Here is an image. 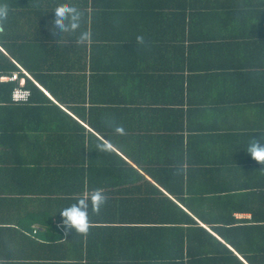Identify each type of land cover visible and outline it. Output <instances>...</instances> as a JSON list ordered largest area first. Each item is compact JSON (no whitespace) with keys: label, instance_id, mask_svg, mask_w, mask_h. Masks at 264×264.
Here are the masks:
<instances>
[{"label":"crops","instance_id":"obj_1","mask_svg":"<svg viewBox=\"0 0 264 264\" xmlns=\"http://www.w3.org/2000/svg\"><path fill=\"white\" fill-rule=\"evenodd\" d=\"M241 1L0 0L7 13L0 16V42L7 44L0 50L22 71L15 72L89 129L91 153L100 139L127 160L36 163L73 148L47 149L35 141L59 131L47 133L48 113L40 115L38 107L17 115L20 102L10 100L5 84L14 80L2 73L0 264H264V161L247 152L250 139L264 143V12L258 21L253 17L258 33L234 24L230 11H239ZM61 7L80 13L79 26L56 36L49 25ZM224 32L232 35L212 39ZM41 108L56 111L50 102ZM12 127L25 129L30 141L3 132ZM66 184L85 188L66 195L60 191ZM155 187L220 242L200 240L206 235L194 229H129L126 221L161 217L156 203L164 196ZM94 190L105 197L99 210L90 200ZM77 201L88 213L85 232L69 227L63 215ZM143 234L151 252L154 240L164 238L171 253L190 235L183 239L185 258L132 259L144 252ZM225 247L239 259L202 255L214 248L231 257Z\"/></svg>","mask_w":264,"mask_h":264},{"label":"trees","instance_id":"obj_2","mask_svg":"<svg viewBox=\"0 0 264 264\" xmlns=\"http://www.w3.org/2000/svg\"><path fill=\"white\" fill-rule=\"evenodd\" d=\"M258 5L262 6L264 8V0H242L241 4H240V9L239 11L234 10V11H230L234 17V19L232 18V23H237V22H242L243 25L246 23V25H251L252 26V31L254 33H256V22L254 21L255 19H253V17L257 18L256 20L258 21V17L260 15V13H263L264 10L263 9H259L262 7H258ZM180 8H181V3L179 4ZM229 12V13H230ZM264 18L261 19L260 22H263ZM228 20V19H226ZM263 20V21H262ZM234 23V24H235ZM264 23V22H263ZM225 27V25H224ZM258 33V32H257ZM224 34V35H223ZM222 35L220 36H213L212 39H219V41H221L220 37L224 36V40H226V38L229 35L232 34H226V32H224ZM227 43V41H225ZM0 44L6 49L7 44L4 41H1ZM8 53L12 56H16L15 53H13L10 48L8 47ZM18 62L21 61L22 63L25 64L26 69L29 71V66L25 63V61L21 60L19 58V60L17 58H15ZM16 70H18L19 72H22L21 69L18 67V65L4 52H2V50H0V75L2 73H8V74H12L13 72H15ZM20 76V75H19ZM49 76V75H48ZM36 79H40L44 85H47V82L45 79H43L41 76H39L38 74H36ZM39 80V81H40ZM25 86L30 89L31 91V97L29 99L28 102L21 104L20 103H16V104H20V105H14L19 107L17 111V115L22 114V112L24 110H26L27 108H36L38 107L40 109V115H44L46 113L47 116L45 118H49L48 124L49 127L45 128V130H50L53 128L54 131L59 133L54 136V135H50L51 138L47 137L46 135L42 134V136L38 137L35 139V141L41 143L40 146L44 147V148H63V145L65 148L67 149H72L71 152H67L65 154H61L60 156H49L51 155V153L48 154H44L43 156L39 157V160L36 159V163H43V162H50V163H58V164H66V163H71V164H75V163H106V162H125L127 163V160L125 158H123L120 154L114 152V151H102L103 149H99L101 148L100 145L104 144L100 139L97 141V149L98 151H96L95 153H91L94 149L92 148V146L94 145V142L90 136L87 137L88 135H86L85 131H89V129L86 128V126H84L83 124H81L79 121H77L69 112L65 111L64 109H62L60 106H58L55 102H53V100L37 85L35 84V82L28 77L27 75L25 76ZM6 85H8V91H9V96H10V100L11 98V93L13 88L19 84V80H14L11 82H6ZM49 87V86H48ZM47 88V86H46ZM49 89V88H47ZM51 90H49L52 95L58 100L60 101L62 104H64L70 111H72L73 113H78L77 108L75 107V105H73L72 103H70L67 99V101L65 100V98L60 97L59 92H57V90L53 89L52 87H50ZM47 102H50L51 106L55 107V110L52 109H46L43 110L41 107H43L44 105L47 104ZM11 103H14L11 101ZM39 103L40 106L34 105ZM8 109L9 114L11 112L12 114V110L11 107ZM16 108V107H14ZM15 113H13V117L15 116ZM23 115V114H22ZM17 118H24V116H19ZM43 118V116L41 117ZM2 131L4 130L3 128H1ZM65 130V132H63ZM25 131V129H22V131H20L19 129L16 128H8L6 130H4L3 132H8L10 133V138H12L15 141H26L30 139L26 136V133L23 132ZM53 131V132H54ZM48 134H52L51 132H48ZM61 134V137H59V135ZM53 136V137H52ZM34 141V139H33ZM5 143V142H4ZM80 150L82 151V153H77L74 150ZM93 149V150H92ZM55 157V158H54ZM51 159L50 161H46L47 159ZM165 189H171V187L167 188V186H164ZM85 187H80V186H75L73 184H66V187L64 189L60 188V191L63 192L66 195H73L75 193H77L79 190L84 189ZM157 193L159 194H163L164 197L159 198L158 202L156 203L157 208H159L162 212V215L160 218H150L147 221H126L127 225L130 228H133V226L139 227V228H143V227H147L146 231L148 230H198L199 232H203V234H205L206 236H196L198 237L200 240L206 241V240H213L216 242H220L218 240V238L214 235H212L210 232H208L206 229H204L195 219L193 216H191L188 212H186L185 210H183V208H181V206L179 204H177L175 201H173L171 198H169L167 195L164 194V192L162 190H160L159 188L155 189ZM150 194V192H149ZM178 195V194H176ZM81 200H83L81 198ZM84 208H85V204H84ZM163 216V217H162ZM144 225V226H143ZM217 230H219V227L214 226ZM136 229V228H135ZM145 230H141V232H144ZM172 231V232H173ZM184 236L188 237L190 235H186L183 234L180 240V244H176V248L174 250H177L178 252L176 253H171L169 251V245L167 244L166 240L164 238H159L158 241H155L156 244L153 245V249L154 252H151V247L150 244L151 242L148 240L149 236L146 235H142V245L144 247V252L140 253V254H133L132 259H158V260H171V259H176V260H183L185 258V247H184ZM226 248V247H225ZM208 250L210 252H205L206 254H202V255H208L205 258H211V259H216V260H222L225 258H235V259H239L238 256H236V254H234V252L232 250H230L228 247L226 248V252L229 253V255H231V257H225L226 253H220V251L214 249V248H208ZM97 257L102 258V259H107V258H112V257H116L119 258L118 256H103L100 252H96ZM121 255V254H120Z\"/></svg>","mask_w":264,"mask_h":264},{"label":"clouds","instance_id":"obj_3","mask_svg":"<svg viewBox=\"0 0 264 264\" xmlns=\"http://www.w3.org/2000/svg\"><path fill=\"white\" fill-rule=\"evenodd\" d=\"M54 17L50 21L49 27L52 29L51 34L59 36L65 31L74 32L79 26L80 13L69 7H61L56 9ZM6 11H0V16L6 15ZM85 34H82V36ZM137 39H141L138 37ZM114 131L123 133L124 129L121 125H115ZM100 147L103 150H108L107 144H102ZM247 152L258 161H264V143H260L257 139H250L247 145ZM93 210H99L104 203L105 197L99 190H94L90 197ZM63 215L66 224L75 228L78 231L85 232L88 228V213L85 208L80 207V202L77 201L74 206H70L63 210Z\"/></svg>","mask_w":264,"mask_h":264},{"label":"built area","instance_id":"obj_4","mask_svg":"<svg viewBox=\"0 0 264 264\" xmlns=\"http://www.w3.org/2000/svg\"><path fill=\"white\" fill-rule=\"evenodd\" d=\"M9 80H19V84L12 90V100L15 102H27L31 97V91L25 86V78H20L18 72L7 76Z\"/></svg>","mask_w":264,"mask_h":264}]
</instances>
